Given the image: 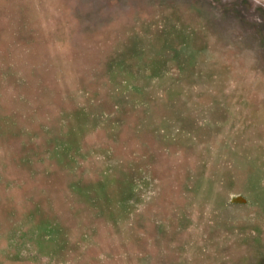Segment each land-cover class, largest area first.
I'll return each mask as SVG.
<instances>
[{
    "label": "rangeland",
    "instance_id": "1",
    "mask_svg": "<svg viewBox=\"0 0 264 264\" xmlns=\"http://www.w3.org/2000/svg\"><path fill=\"white\" fill-rule=\"evenodd\" d=\"M0 264H264V0H0Z\"/></svg>",
    "mask_w": 264,
    "mask_h": 264
}]
</instances>
